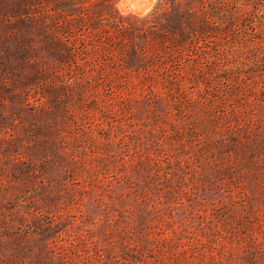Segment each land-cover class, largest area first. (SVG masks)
<instances>
[{"label": "rangeland", "instance_id": "374dc122", "mask_svg": "<svg viewBox=\"0 0 264 264\" xmlns=\"http://www.w3.org/2000/svg\"><path fill=\"white\" fill-rule=\"evenodd\" d=\"M214 2L0 0V264H264V36Z\"/></svg>", "mask_w": 264, "mask_h": 264}, {"label": "trees", "instance_id": "16d2710c", "mask_svg": "<svg viewBox=\"0 0 264 264\" xmlns=\"http://www.w3.org/2000/svg\"><path fill=\"white\" fill-rule=\"evenodd\" d=\"M226 1L228 2V5L225 4ZM235 4H242L244 7H250V11L246 17H241L239 14H236V11L233 8ZM263 6L264 0H215L211 16L212 18L219 17V19L226 24L236 21L239 24L238 26L243 28L244 31L257 32L258 30H261V32L257 34L264 36V24L259 25L257 22L258 17H264V14L260 11ZM205 27L209 30H213L210 29L209 24H206V26L203 25V31H205ZM180 28H182V25Z\"/></svg>", "mask_w": 264, "mask_h": 264}, {"label": "bare ground", "instance_id": "6f19581e", "mask_svg": "<svg viewBox=\"0 0 264 264\" xmlns=\"http://www.w3.org/2000/svg\"><path fill=\"white\" fill-rule=\"evenodd\" d=\"M133 8L136 10V11H140V10H145V9H147V8H143V7H138V6H136V5H133ZM142 8V9H141Z\"/></svg>", "mask_w": 264, "mask_h": 264}]
</instances>
